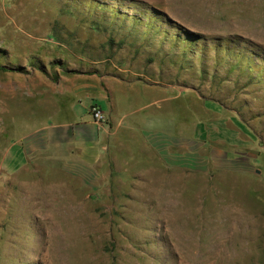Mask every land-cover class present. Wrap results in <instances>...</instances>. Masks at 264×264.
Segmentation results:
<instances>
[{"label":"rangeland","instance_id":"rangeland-1","mask_svg":"<svg viewBox=\"0 0 264 264\" xmlns=\"http://www.w3.org/2000/svg\"><path fill=\"white\" fill-rule=\"evenodd\" d=\"M0 264H264V0H0Z\"/></svg>","mask_w":264,"mask_h":264},{"label":"built area","instance_id":"built-area-1","mask_svg":"<svg viewBox=\"0 0 264 264\" xmlns=\"http://www.w3.org/2000/svg\"><path fill=\"white\" fill-rule=\"evenodd\" d=\"M92 116L99 119L102 117V113H101V110L98 108V107H93L92 108Z\"/></svg>","mask_w":264,"mask_h":264},{"label":"trees","instance_id":"trees-1","mask_svg":"<svg viewBox=\"0 0 264 264\" xmlns=\"http://www.w3.org/2000/svg\"><path fill=\"white\" fill-rule=\"evenodd\" d=\"M220 49H222V48H220ZM223 49H225V50H228V48H227V47H223Z\"/></svg>","mask_w":264,"mask_h":264}]
</instances>
